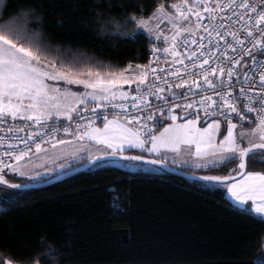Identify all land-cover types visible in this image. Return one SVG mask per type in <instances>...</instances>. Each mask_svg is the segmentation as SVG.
Returning <instances> with one entry per match:
<instances>
[{"label": "snow or ice", "instance_id": "1", "mask_svg": "<svg viewBox=\"0 0 264 264\" xmlns=\"http://www.w3.org/2000/svg\"><path fill=\"white\" fill-rule=\"evenodd\" d=\"M121 7L123 20L112 17L114 28L105 31L133 40L147 33L166 46L154 45L149 63L129 62L117 71L103 72L97 57L51 43L37 30L44 17L36 7L0 24V183L9 185L5 169L29 175L18 162L33 149L69 143L58 132L104 146L78 158L92 168L120 164L144 175L165 171L148 165L166 166L169 152L188 146L200 171L209 170L210 158L227 173L198 181L221 187L237 210L264 223V172L246 170L249 153L264 150V0H178L160 3L151 15L139 3ZM128 25L135 30L122 31ZM234 120L255 127L238 139ZM69 167H45L10 187L27 190ZM0 264L13 260L0 258Z\"/></svg>", "mask_w": 264, "mask_h": 264}, {"label": "trees", "instance_id": "2", "mask_svg": "<svg viewBox=\"0 0 264 264\" xmlns=\"http://www.w3.org/2000/svg\"><path fill=\"white\" fill-rule=\"evenodd\" d=\"M175 2L5 0L0 24L36 7L44 17L37 30L51 43L97 57L103 72L117 71L148 63L156 45L145 33L133 40L104 30L114 28L112 17L123 20L121 6L139 3L151 15L160 3ZM29 26L36 27L31 20ZM261 152L247 157V170L264 172ZM192 173L227 174L219 167ZM262 256L261 218L237 210L219 186L166 172L144 175L108 164L0 200V258L13 264H258Z\"/></svg>", "mask_w": 264, "mask_h": 264}, {"label": "crops", "instance_id": "3", "mask_svg": "<svg viewBox=\"0 0 264 264\" xmlns=\"http://www.w3.org/2000/svg\"><path fill=\"white\" fill-rule=\"evenodd\" d=\"M247 128L249 127L245 125L241 127V125L237 124V129L235 130V132L238 136V139H239V134L241 132H243L244 134H247V131H248ZM60 139H67L69 143H67L66 145H56L55 149H53L50 145H47L44 147L47 150L46 152H41V153L34 152L33 154H31V156L34 157V159L37 162L43 165L44 168L45 167H48V168L57 167L61 163H65L71 167L73 165L79 164L80 162H83L82 160L78 159L80 156L86 155L87 152H92L93 154H96L98 151L102 150L104 147L103 145H99L96 143H91L87 141L81 142V141L72 139L70 135L62 136ZM245 140H243V144L244 146H247V141ZM192 151L193 149L189 148L188 146H182L180 152L178 153L169 152L167 164L172 167L181 169V170L200 172V169L196 167V164L200 163L201 161L192 155ZM73 152H75V156L71 155V153ZM253 152L249 153V155H251ZM133 154L147 155L146 153L140 152L139 150H135ZM51 157H59V159L53 160L51 159ZM206 159H208V162H209V169L213 168L211 166V159L210 158H206ZM173 160H175L176 162L172 163ZM183 161H188V163L184 164ZM126 170L132 171V172L138 171L137 169H134V168L132 169L126 168ZM60 171H63V170H60ZM226 196H227V199L231 202V204H233L236 207V203L230 197V195L226 193ZM251 214L257 216V214L255 213H251Z\"/></svg>", "mask_w": 264, "mask_h": 264}, {"label": "rangeland", "instance_id": "4", "mask_svg": "<svg viewBox=\"0 0 264 264\" xmlns=\"http://www.w3.org/2000/svg\"><path fill=\"white\" fill-rule=\"evenodd\" d=\"M145 34L148 36L147 33H145ZM148 37H150V36H148ZM152 41H154V43L156 45H158L160 48L166 46L164 44L159 43L155 39H152ZM245 135H247V134H245ZM245 141H247V140H245ZM255 154H262V152L261 151H254L251 155H255ZM18 163H19V165L21 167V170L27 172L29 175L28 176H20L18 174L11 173L7 169H5V170H3L4 174H5L6 178L9 179L10 182L11 181H15L13 183L21 184L25 180H31L32 174L34 172H43V170H44L43 165H41L39 162H37L34 159V157H32L31 155L29 157H26L24 160L19 161ZM109 165L121 167V168L126 170V168H124L120 164H109ZM149 167H153V166H149ZM153 168H156V167H153ZM13 176L16 177V178H14ZM205 185L207 186V183H205ZM207 187H209V186H207ZM22 194H23L22 191H19V190H16V189H12V188L7 187V186H0V200L3 201V202L6 201V200L9 201V200L16 199L19 196H21Z\"/></svg>", "mask_w": 264, "mask_h": 264}, {"label": "water", "instance_id": "5", "mask_svg": "<svg viewBox=\"0 0 264 264\" xmlns=\"http://www.w3.org/2000/svg\"><path fill=\"white\" fill-rule=\"evenodd\" d=\"M255 151H263L264 152V150H255ZM135 155H139V154H135ZM246 161H247V158H246ZM137 163H140V162H137ZM148 166H153V167H156V168L166 167V170L163 171V172H166V173H169V174H174V175L180 176L182 178L193 180V181H196V182H199L198 179H197L198 177H202V176L206 175V174H197V173H192V172H188V171H185V170H181V169L172 167V166H170L168 164L166 166H161V165H148ZM90 168H92L90 163L84 161L83 163H81V164H79V165H77V166H75L73 168H70L68 170L67 174L64 175V176H59L56 179L50 180V181H48L46 183H32L30 188L27 189V190H21V189H16V190L24 192V191H29V190H34V189L46 187V186L52 185V184L60 181L61 179H63L66 176H72V175H75V174H77L79 172L88 170ZM246 170H247V167H246ZM204 183H207V182H204ZM11 184H13V182L9 181V185H4L3 183H0V186L10 187ZM12 189H14V188H12Z\"/></svg>", "mask_w": 264, "mask_h": 264}, {"label": "built area", "instance_id": "6", "mask_svg": "<svg viewBox=\"0 0 264 264\" xmlns=\"http://www.w3.org/2000/svg\"><path fill=\"white\" fill-rule=\"evenodd\" d=\"M154 46V45H153ZM153 46L151 47V49L153 48ZM156 47H159L158 45H155ZM152 53H150V57H149V61H148V63L152 60ZM234 122L235 123H237L238 125H241V124H243V125H245V126H255V125H249L247 122H241V121H236V120H234ZM97 124H99L100 122L99 121H97L96 122ZM3 133H0V135H2ZM24 133H21V135H23ZM57 138H61L62 136H65V134L64 133H62V132H58L57 134ZM47 145H49V144H45V145H43V147H45V146H47ZM2 150H4V149H2V148H0V151H2ZM35 152V150L33 149V153ZM32 153V154H33ZM26 158V157H25Z\"/></svg>", "mask_w": 264, "mask_h": 264}]
</instances>
